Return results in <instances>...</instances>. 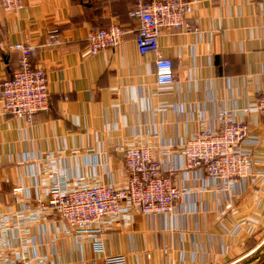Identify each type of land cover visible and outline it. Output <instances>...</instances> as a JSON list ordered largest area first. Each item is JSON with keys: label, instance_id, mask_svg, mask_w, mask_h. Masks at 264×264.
<instances>
[{"label": "crops", "instance_id": "crops-1", "mask_svg": "<svg viewBox=\"0 0 264 264\" xmlns=\"http://www.w3.org/2000/svg\"><path fill=\"white\" fill-rule=\"evenodd\" d=\"M137 1L24 0L14 12L0 5V83L18 68L10 46L28 40L49 93L48 110L31 124L0 101V264L16 252L42 264H240L264 243V189L254 176L220 191L203 170L184 168L179 149L233 108L260 138L254 170L264 171V117L245 112L264 92V0H197L185 17L192 31L162 29L160 54L174 73L162 86L154 55L136 47L128 12ZM114 22L126 30L123 42L88 55L90 28ZM134 136L153 146L165 170L176 167L171 179L183 193L172 213L102 223L99 251L93 237L23 211L46 198L52 173L122 183L125 165L113 147Z\"/></svg>", "mask_w": 264, "mask_h": 264}, {"label": "built area", "instance_id": "built-area-1", "mask_svg": "<svg viewBox=\"0 0 264 264\" xmlns=\"http://www.w3.org/2000/svg\"><path fill=\"white\" fill-rule=\"evenodd\" d=\"M197 0H139L128 15L136 25L135 43L139 54L154 55L155 79L160 86L174 81L172 61L160 54L159 36L162 29L175 28L190 32L194 28L185 20ZM2 9L14 12L24 6V0H0ZM126 30L114 22L107 27L90 28L86 37L88 55L120 45ZM56 41L55 36H52ZM19 52L18 68L10 78L0 83L3 111L31 124L34 116L49 108V93L45 70L32 65L30 56L36 46L30 41H18L10 46ZM246 114L255 112L264 117V92L255 99ZM217 126L202 127L180 145L183 166L203 170L213 186L230 191L237 184L254 176L258 189H264V171L254 170V156L260 144L248 122L234 117V109L223 108L216 113ZM113 149L122 154L125 179L120 184L89 183L83 177H65L52 173L48 177L46 198L38 199L35 209L26 203L23 211L35 212L42 221L51 217L65 225V231L77 237L91 236L92 246L102 251V223L117 225L124 218L139 212L145 215L172 213L183 193L171 175L176 167L165 170L154 155L153 146L136 136L123 139ZM167 171L168 174L165 172ZM22 187H14V193ZM8 264H42L24 259L16 252Z\"/></svg>", "mask_w": 264, "mask_h": 264}, {"label": "rangeland", "instance_id": "rangeland-1", "mask_svg": "<svg viewBox=\"0 0 264 264\" xmlns=\"http://www.w3.org/2000/svg\"><path fill=\"white\" fill-rule=\"evenodd\" d=\"M246 259L248 261L249 260L251 261V262H248L247 264H264V243L261 244V246L257 250H255V252L252 253ZM240 264H245V263L241 262Z\"/></svg>", "mask_w": 264, "mask_h": 264}, {"label": "water", "instance_id": "water-1", "mask_svg": "<svg viewBox=\"0 0 264 264\" xmlns=\"http://www.w3.org/2000/svg\"><path fill=\"white\" fill-rule=\"evenodd\" d=\"M249 262V261H248ZM248 262H246L245 264H247Z\"/></svg>", "mask_w": 264, "mask_h": 264}]
</instances>
